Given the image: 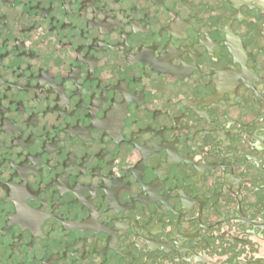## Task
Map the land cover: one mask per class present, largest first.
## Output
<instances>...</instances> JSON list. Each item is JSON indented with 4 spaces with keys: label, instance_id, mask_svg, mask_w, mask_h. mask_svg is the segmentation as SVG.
<instances>
[{
    "label": "flooded vegetation",
    "instance_id": "obj_1",
    "mask_svg": "<svg viewBox=\"0 0 264 264\" xmlns=\"http://www.w3.org/2000/svg\"><path fill=\"white\" fill-rule=\"evenodd\" d=\"M0 264H264V0H0Z\"/></svg>",
    "mask_w": 264,
    "mask_h": 264
}]
</instances>
